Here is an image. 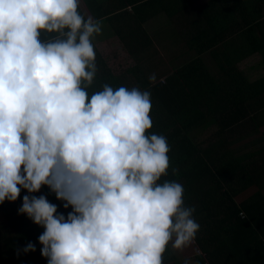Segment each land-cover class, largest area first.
<instances>
[{
	"label": "clouds",
	"instance_id": "1",
	"mask_svg": "<svg viewBox=\"0 0 264 264\" xmlns=\"http://www.w3.org/2000/svg\"><path fill=\"white\" fill-rule=\"evenodd\" d=\"M78 9L79 0H0V204L47 186L72 208L65 217L45 195L23 196L18 214L44 229L47 264H163L170 242L179 250L195 238L196 209L183 206V185L158 183L170 147L146 135L151 92L104 84L89 95L102 21Z\"/></svg>",
	"mask_w": 264,
	"mask_h": 264
},
{
	"label": "trees",
	"instance_id": "2",
	"mask_svg": "<svg viewBox=\"0 0 264 264\" xmlns=\"http://www.w3.org/2000/svg\"><path fill=\"white\" fill-rule=\"evenodd\" d=\"M78 11L110 23L136 58L133 68L115 74L92 39L97 72L89 95L104 84L151 92L146 135H163L170 147L158 183L183 185V206L195 207L200 225L179 250L198 264H264V0H79ZM56 35L42 32L41 39ZM252 61L263 70L254 81L241 69ZM41 193L58 213L72 211L47 186L5 200L0 264H47L38 241L44 229L18 214L24 195ZM29 242L36 250L25 253ZM162 259L184 264L169 245Z\"/></svg>",
	"mask_w": 264,
	"mask_h": 264
},
{
	"label": "rangeland",
	"instance_id": "3",
	"mask_svg": "<svg viewBox=\"0 0 264 264\" xmlns=\"http://www.w3.org/2000/svg\"><path fill=\"white\" fill-rule=\"evenodd\" d=\"M195 1H207V0H195ZM158 23V22H157ZM153 29H157L160 27V24L155 25L152 23ZM152 29V30H153ZM92 39L95 40L97 47L101 52L107 55L110 65H113L115 74H121L129 68H133L136 65V58L133 57V54L128 50L125 46L124 42L120 39V37L116 34L114 28L108 23L102 25V32L99 35H95ZM162 53V50H161ZM241 69L244 73H246L252 81L258 79L263 75V70L261 68V64L259 61L255 62H247L241 65ZM245 142V141H242ZM41 191V190H40ZM43 195V193H41ZM245 195L239 196L238 200L244 198ZM4 222L5 219L2 218ZM171 251L177 259L182 260L185 259L190 261V264H198L197 257L188 256L185 257L184 254L178 250L174 249L171 246V242L169 243Z\"/></svg>",
	"mask_w": 264,
	"mask_h": 264
},
{
	"label": "crops",
	"instance_id": "4",
	"mask_svg": "<svg viewBox=\"0 0 264 264\" xmlns=\"http://www.w3.org/2000/svg\"><path fill=\"white\" fill-rule=\"evenodd\" d=\"M82 4H83V1H82ZM85 5V4H84ZM128 10L130 11V10H132V7L130 6L129 8H128ZM104 24H108V23H104ZM104 24H102V25H104ZM110 24V23H109ZM111 25V24H110Z\"/></svg>",
	"mask_w": 264,
	"mask_h": 264
},
{
	"label": "built area",
	"instance_id": "5",
	"mask_svg": "<svg viewBox=\"0 0 264 264\" xmlns=\"http://www.w3.org/2000/svg\"><path fill=\"white\" fill-rule=\"evenodd\" d=\"M243 214V213H242Z\"/></svg>",
	"mask_w": 264,
	"mask_h": 264
}]
</instances>
